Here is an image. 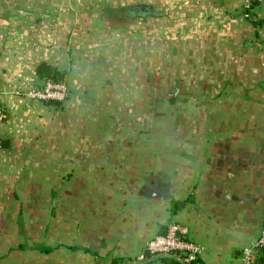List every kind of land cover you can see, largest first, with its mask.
I'll return each mask as SVG.
<instances>
[{
  "label": "crops",
  "instance_id": "1",
  "mask_svg": "<svg viewBox=\"0 0 264 264\" xmlns=\"http://www.w3.org/2000/svg\"><path fill=\"white\" fill-rule=\"evenodd\" d=\"M82 4L0 0V264H170L145 251L172 222L204 246L197 264H243L264 225V1L253 18L244 0H189L157 20L155 73L198 94L150 118L126 24ZM43 62L65 101L15 93Z\"/></svg>",
  "mask_w": 264,
  "mask_h": 264
},
{
  "label": "rangeland",
  "instance_id": "2",
  "mask_svg": "<svg viewBox=\"0 0 264 264\" xmlns=\"http://www.w3.org/2000/svg\"><path fill=\"white\" fill-rule=\"evenodd\" d=\"M188 1L189 0H83L82 6L85 11L81 13L85 16H92L93 13H99L101 17H106L110 20L111 24H114V22H112L114 20L118 21L117 24L120 23V21H124V24H126L125 30L128 32L127 40L130 44L129 52L131 53L129 58L132 67V82L133 84L139 83L142 85L141 91H139L140 89L138 88L132 92L133 96L137 94L142 99L145 98L147 100L148 118L152 115H156V110L160 112L163 110V113L169 114L171 109L167 107L168 103L166 102L172 98H175V105H179V108L182 110V105L186 103L188 98L198 94L195 87H190L189 89V85L184 83L188 82V76L179 75V77H173L166 73L159 75L155 73L156 69H154L156 67V62H159V59L155 57L156 51H159L161 44H163L161 42L163 39L161 40L160 36H164V40L166 39L164 44H167V41L170 40L167 38L168 36L170 37L169 33H166V31L162 32L165 30V27L159 25L157 20L161 18L165 20L174 18L175 20H181L186 18L188 14ZM141 3L152 5L154 9L161 12L162 15H139L134 17L131 13L126 14L130 7ZM92 7L93 9L99 10L90 12ZM111 28L114 29L112 26ZM118 29L119 27H116L113 31H117ZM113 60L115 64L116 61H119L118 58H114ZM120 61H122V59H120ZM188 110L189 108H185L182 114L187 115ZM36 242L38 243V241Z\"/></svg>",
  "mask_w": 264,
  "mask_h": 264
},
{
  "label": "built area",
  "instance_id": "3",
  "mask_svg": "<svg viewBox=\"0 0 264 264\" xmlns=\"http://www.w3.org/2000/svg\"><path fill=\"white\" fill-rule=\"evenodd\" d=\"M264 0H244V9L247 16H255V10ZM35 101H65L70 95L67 84L52 78L46 79L40 86L28 90L15 91ZM1 95V86H0ZM6 114L0 105V124L5 120ZM146 250L150 256L168 258L179 264H194L199 260L205 250L200 243L193 241L189 236V228L181 223L172 222L167 226L165 233L158 234L146 244ZM264 251V225L260 236L256 241L242 249L243 264H255ZM146 257L141 255V259Z\"/></svg>",
  "mask_w": 264,
  "mask_h": 264
},
{
  "label": "water",
  "instance_id": "4",
  "mask_svg": "<svg viewBox=\"0 0 264 264\" xmlns=\"http://www.w3.org/2000/svg\"><path fill=\"white\" fill-rule=\"evenodd\" d=\"M134 17H137L139 15L141 16H147V15H155L160 16L162 15L161 12H158L154 9L152 5H148L145 3L136 4L128 9L126 14H130ZM39 75L42 79H50L55 76L56 72L55 69L47 62H43L39 65L38 68ZM60 78L63 80V74L60 75ZM10 141L8 139H4L1 142L2 148H7L9 146ZM146 255H150V252L148 250L145 251Z\"/></svg>",
  "mask_w": 264,
  "mask_h": 264
},
{
  "label": "trees",
  "instance_id": "5",
  "mask_svg": "<svg viewBox=\"0 0 264 264\" xmlns=\"http://www.w3.org/2000/svg\"><path fill=\"white\" fill-rule=\"evenodd\" d=\"M60 75L61 74H57L56 73L55 76L52 77V79L56 80V81H62V79L60 78ZM44 81H43V83H44ZM51 102H53V101H51ZM54 102H60V101H54ZM38 249H40L43 252H51L53 250V248L49 247V246H41ZM162 260L167 262V263H170V264H179L177 261H174V260H171V259H168V258H162ZM124 261H125V259L122 258V257H115V258L112 259V263L111 264H118V263L124 262ZM259 261H260L259 263L264 264V251H263L262 255L260 256ZM197 262H198V260L196 262H194V264H197Z\"/></svg>",
  "mask_w": 264,
  "mask_h": 264
}]
</instances>
